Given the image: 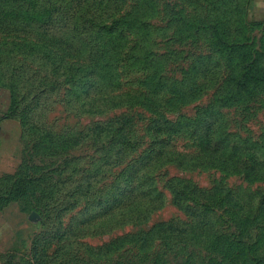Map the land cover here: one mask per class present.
<instances>
[{
    "label": "rangeland",
    "instance_id": "rangeland-1",
    "mask_svg": "<svg viewBox=\"0 0 264 264\" xmlns=\"http://www.w3.org/2000/svg\"><path fill=\"white\" fill-rule=\"evenodd\" d=\"M62 1L0 0V264H264V0Z\"/></svg>",
    "mask_w": 264,
    "mask_h": 264
},
{
    "label": "trees",
    "instance_id": "trees-1",
    "mask_svg": "<svg viewBox=\"0 0 264 264\" xmlns=\"http://www.w3.org/2000/svg\"><path fill=\"white\" fill-rule=\"evenodd\" d=\"M46 1L49 2V9L51 10L52 16L56 14L58 10L62 9L63 5H65L63 4L65 1H62V0H46ZM87 9H88V6L86 8L85 13H83V15L81 16L82 29L84 30L85 28H88L91 33V36L94 37V40L98 36L106 35V33L110 31V26L106 24V19L96 20L97 15L91 14L92 12H90V9L92 10V8L89 7V9L88 10ZM76 17L78 18L77 15ZM72 19L74 20L73 17ZM69 20H70L69 13H64V12L63 14L59 12L58 15H56V18H52V21H55L56 24H60V25H65ZM94 27H99L100 31L94 32L93 34Z\"/></svg>",
    "mask_w": 264,
    "mask_h": 264
}]
</instances>
